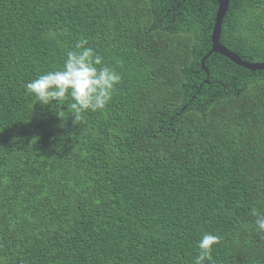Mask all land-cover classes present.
<instances>
[{"label":"trees","instance_id":"1","mask_svg":"<svg viewBox=\"0 0 264 264\" xmlns=\"http://www.w3.org/2000/svg\"><path fill=\"white\" fill-rule=\"evenodd\" d=\"M216 9L0 0V264H193L204 232L215 264H264V70L202 65ZM80 38L122 80L73 124L24 86ZM219 40L264 63V0H230Z\"/></svg>","mask_w":264,"mask_h":264},{"label":"clouds","instance_id":"2","mask_svg":"<svg viewBox=\"0 0 264 264\" xmlns=\"http://www.w3.org/2000/svg\"><path fill=\"white\" fill-rule=\"evenodd\" d=\"M87 45V39H77L74 48L65 52L62 66L39 74L24 86L25 94L33 96L36 103L54 109L61 120L66 111L70 112L73 124L82 123L86 112L106 109L122 80L121 74L104 65L102 56ZM69 99L71 102L66 103ZM255 215V230L264 234V214ZM220 241L221 236L204 232L196 243L193 264H215L213 246Z\"/></svg>","mask_w":264,"mask_h":264},{"label":"water","instance_id":"3","mask_svg":"<svg viewBox=\"0 0 264 264\" xmlns=\"http://www.w3.org/2000/svg\"><path fill=\"white\" fill-rule=\"evenodd\" d=\"M229 1L230 0H216L217 9L215 12L213 28L211 31V48L209 52L202 58V65H203V60L206 56H208L212 52H216L228 58L230 61L234 62L240 67L246 68L248 70H264V63L249 62L243 60L235 52L229 50L220 42L219 39H220L221 25L228 10ZM203 69L206 71L205 67H203Z\"/></svg>","mask_w":264,"mask_h":264}]
</instances>
